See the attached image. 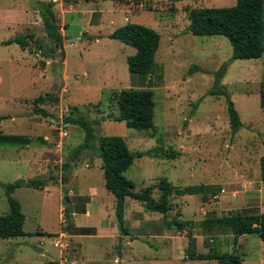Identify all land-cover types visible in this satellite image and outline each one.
I'll use <instances>...</instances> for the list:
<instances>
[{
	"label": "rangeland",
	"instance_id": "obj_1",
	"mask_svg": "<svg viewBox=\"0 0 264 264\" xmlns=\"http://www.w3.org/2000/svg\"><path fill=\"white\" fill-rule=\"evenodd\" d=\"M37 1H54L63 57L52 52L45 58L37 49L40 45L52 50ZM234 4L235 0H0V133L31 139L24 146L0 143V215L9 212L6 185L52 178L42 189L13 188L11 196L25 217V234L0 238V264H216L187 260L185 252H207L214 245L222 251L232 249L230 230L199 226L191 231L190 246L185 230L169 227L161 213L129 197L123 211L129 234H121L114 196L104 187L101 160L94 151H73L83 131L65 118L76 107L98 121L97 136H120L130 151L151 149L157 137L164 147L178 150L174 159L136 158L123 172L137 191L152 186L155 199L161 178L180 187L221 186L217 195L206 197L170 195L167 218L198 222L264 212L259 166L264 155V107L259 100L264 53L232 58L223 35L199 36L187 30L190 8ZM125 22L143 24L160 35L152 74H131L126 58L134 49L108 37ZM29 33L34 38L24 49L5 42ZM217 81L230 94L242 123L234 133L224 96L209 93ZM128 88L152 90L155 129L137 131L114 119L118 93ZM46 93L57 101L35 103ZM234 246L243 264H264V241L256 233L239 235Z\"/></svg>",
	"mask_w": 264,
	"mask_h": 264
},
{
	"label": "trees",
	"instance_id": "obj_2",
	"mask_svg": "<svg viewBox=\"0 0 264 264\" xmlns=\"http://www.w3.org/2000/svg\"><path fill=\"white\" fill-rule=\"evenodd\" d=\"M35 6L52 46L51 51H44L45 48L40 45L37 49L43 53L45 58H50L52 52H58L63 57V37L53 10L54 1H37ZM188 19L187 30L194 35H223L226 37L232 49V58H258L264 53V0H235V4L229 7H192L188 10ZM108 37L134 49V53L126 58L127 67L131 74L147 75L154 72V57L160 41L158 32L143 24L125 22L115 28ZM33 38L32 33L18 34L5 42L16 43L24 49L29 46V42ZM209 93L224 96L230 129L232 133L238 131L242 123L228 91L217 81ZM57 99V96L46 93L39 95L34 101L40 104L46 100L56 102ZM259 100L260 106L264 107V79L260 83ZM116 104L118 113L114 117L115 120L123 121L127 127L137 131L155 129L153 121L154 100L151 89H122L118 93ZM37 110L41 112V109ZM73 111L75 113L67 116L65 122L77 125L83 131L82 142L73 151L76 154H81L85 150L94 151L101 160L104 187L114 196V211L121 234H129L123 221L125 198L129 197L140 202L145 209L161 213L164 222L169 227L178 231L185 230L190 246L193 245L191 231L196 226L208 231L228 229L233 234V246L230 251L219 250L217 245L211 247L207 252L187 250L185 252L187 260H215L216 264H243L240 257L234 253V245L237 243L238 236L256 233L264 241V212L232 213L206 218L198 222L182 220L173 216L167 218L170 195H201L206 197L207 195H217L221 191V186L219 184L199 183L180 187L172 185L166 178H161L155 185L160 192L158 199L151 195L152 186L135 190L133 182L123 174L134 159L142 156L174 159L180 155V152L170 146L164 147L160 137L156 138V145L147 151H130L122 137L116 135L97 136L94 125L98 121L80 114L76 107H73ZM0 143L24 146L30 144L31 139L21 134L0 133ZM259 166L260 177L264 182V155L259 159ZM51 179L49 177L27 181L19 179L5 186L9 212L0 215V238H13L25 234L23 231L25 217L19 202L11 196L13 188L26 185L42 189ZM62 181H66L65 176ZM68 224L72 226V220L69 219ZM77 230L85 232L88 228L78 227ZM44 264L59 263L46 261Z\"/></svg>",
	"mask_w": 264,
	"mask_h": 264
},
{
	"label": "water",
	"instance_id": "obj_3",
	"mask_svg": "<svg viewBox=\"0 0 264 264\" xmlns=\"http://www.w3.org/2000/svg\"><path fill=\"white\" fill-rule=\"evenodd\" d=\"M64 201L67 203V209L70 212V216L72 217V214H71V205L68 203V197L67 196H64Z\"/></svg>",
	"mask_w": 264,
	"mask_h": 264
}]
</instances>
